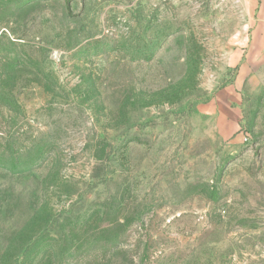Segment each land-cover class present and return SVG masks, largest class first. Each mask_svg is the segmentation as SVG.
<instances>
[{
    "label": "rangeland",
    "instance_id": "374dc122",
    "mask_svg": "<svg viewBox=\"0 0 264 264\" xmlns=\"http://www.w3.org/2000/svg\"><path fill=\"white\" fill-rule=\"evenodd\" d=\"M261 0H0V264H264Z\"/></svg>",
    "mask_w": 264,
    "mask_h": 264
},
{
    "label": "crops",
    "instance_id": "0c3cea01",
    "mask_svg": "<svg viewBox=\"0 0 264 264\" xmlns=\"http://www.w3.org/2000/svg\"><path fill=\"white\" fill-rule=\"evenodd\" d=\"M260 12H264V0H261Z\"/></svg>",
    "mask_w": 264,
    "mask_h": 264
}]
</instances>
